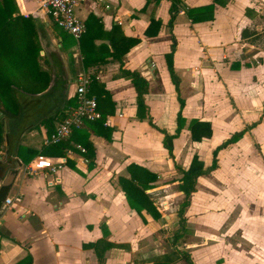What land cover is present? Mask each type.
<instances>
[{"label": "crops", "instance_id": "obj_1", "mask_svg": "<svg viewBox=\"0 0 264 264\" xmlns=\"http://www.w3.org/2000/svg\"><path fill=\"white\" fill-rule=\"evenodd\" d=\"M210 1L180 0L169 24V0H110L108 8L84 0L75 7L76 14L84 21L88 15L92 17L81 49L78 41L57 27L43 11L36 10V6L26 10L27 16L18 10L34 31L38 69L48 73L49 81L40 91L24 90L23 96L16 95L17 116L0 114L3 129L0 159L3 158L5 171L16 168L6 195H20V200L0 212V264H13L26 254L31 256L30 264H152L155 257L175 250V242L168 247L162 238L165 234L161 232V224L169 222L165 218H169L168 214L163 212L169 204L164 201L163 207H158L153 194L168 184L159 182L175 171L181 176L174 165L186 168L193 152L202 160L203 167H207L213 147L233 131L245 128L236 141L217 150L216 166L195 178L191 192H202L205 201L201 198L196 202L194 210H202L208 203L203 190L210 191L209 194L213 191L217 180L214 176L222 172L220 162L236 158L234 148L252 133L259 137L256 129L260 123L255 122L258 116L252 121L248 118L264 111V75L261 74L264 51L259 50L254 37L263 23L264 0L214 3L212 18L205 20L192 21L185 13L186 7ZM150 18L158 19L160 25L156 34L147 36L143 30ZM120 35L139 40L117 59L111 55L110 40ZM171 47L184 121L172 138L173 156L169 157L159 129L174 131L178 109L164 59V53ZM83 56L88 60L85 65ZM124 70L137 71L147 82L143 94L146 116L142 118L136 116L134 86ZM80 71L94 77L92 88L97 94V109L104 116V124L112 127L110 138L86 127V140L94 148L90 166L83 152L75 147L79 143L70 140L67 146L70 151L62 155L47 154L63 158L56 170L24 169L26 162L16 155L17 145L40 150L49 144L45 139L62 117L63 107L73 102V79ZM238 116L245 120L242 125ZM46 117L48 121L43 120ZM191 118L209 120L211 135L200 141L191 140L187 129ZM184 131L190 142L208 140L203 141V144L208 142L205 148L208 157L203 158L191 143L186 147L187 140L179 141ZM176 149L182 153V161ZM131 162L156 173L153 186L145 189L160 212L156 219L144 209L139 214L130 207L117 182L118 175L128 176L126 165ZM240 172L243 176L248 174L245 168ZM243 180L238 188L240 199L216 191L214 204L228 209L235 202L243 201L247 205ZM191 208L188 202L184 207L186 215ZM224 214L226 219L229 213ZM252 216L264 223V216ZM183 217L182 231L192 230L191 241L216 237L220 231L219 227L205 228L202 215L193 217L195 223ZM246 218L229 225L235 224L245 233ZM209 222L220 223L215 217ZM261 236L264 239V234ZM169 239L172 241V237ZM213 244L187 241L178 250L187 251L194 264H249L244 259L249 249L232 248L217 253ZM181 260L178 257L172 264H186Z\"/></svg>", "mask_w": 264, "mask_h": 264}, {"label": "trees", "instance_id": "obj_2", "mask_svg": "<svg viewBox=\"0 0 264 264\" xmlns=\"http://www.w3.org/2000/svg\"><path fill=\"white\" fill-rule=\"evenodd\" d=\"M227 0H211L209 3L195 6L186 7L185 13L192 21L211 19L213 15V4L224 5ZM180 0H169L168 12L170 24L174 14L179 9ZM92 15L86 17L85 30L78 39V44L81 49L82 38L85 37L86 31L89 29V19ZM160 25L158 19L150 18L148 24L143 30V33L147 36L157 33ZM63 31V30H62ZM34 31L29 28L27 18L22 17L18 13V7L14 0H0V114H8L10 116L18 115V103L16 96L14 95V88L17 85V81L25 86L26 91L37 92L44 89L49 81L48 73L45 70L38 69V64L34 56L38 52V45L34 42ZM137 37H129L120 35L119 37L110 40L111 55L120 59V57L134 44L138 42ZM164 59L166 67L176 92V98L178 101V109L175 115V128L172 133H168L163 129H159L162 132V145L166 149L168 156L172 157V138L175 137L180 128L183 125L184 118L181 115V107L183 99L179 95L178 90V77L176 76L172 67V47L168 52L164 53ZM88 62L85 56L82 58V64L85 65ZM19 70L22 72L23 78H16L15 72ZM124 72L130 77L134 90H135V104H136V116H146L145 104L143 101V94L146 91V80L134 70H124ZM95 84L94 77H91L90 91L94 94L97 103V94L93 92L92 86ZM103 91V90H102ZM44 121H48L49 118H43ZM151 125L153 123L149 121ZM86 126H81L72 129L70 136L67 139L60 140L58 142L49 143L44 149L36 150L28 148L23 145H17L16 155L22 162H27L32 156L36 154H51L61 155L63 149L70 145L69 141L73 140L78 142L85 148L83 152L87 159V165L90 166L94 156V148L90 141L86 140V127H92V131L96 134L103 136L106 139L110 138V132L112 127L104 124V116L100 113V116L94 120L86 121ZM187 129L189 131V137L191 140L200 141L202 138L209 137L212 133L209 120L191 118L188 121ZM245 128H240L230 133L225 139L216 144L211 150V162L207 167H203L202 160L198 158V155L193 152L186 168H181L174 165L181 173L178 178V189L183 193V199L180 202V207L177 210L178 217V229L183 228L184 217L182 211L188 204V195L194 190L195 178L205 173L216 166V153L217 150L224 147L230 142H234L240 137ZM3 141V129L0 121V146ZM26 154V155H25ZM68 159H66L67 161ZM3 158L0 159V178L5 172L6 167L3 165ZM128 176L118 175L117 182L122 189L127 203L130 207L134 208L139 214L140 210L144 209L153 218H158L160 212L157 210L153 200L149 197L148 192L145 189L153 186L152 181L156 179V173L148 170L147 168L137 163H129L126 165ZM177 230L172 234V242L179 236ZM181 257L186 264H194L190 258V255L185 250H173L169 253L157 256L152 260V264H172V262ZM30 254L24 255L13 264H30Z\"/></svg>", "mask_w": 264, "mask_h": 264}, {"label": "rangeland", "instance_id": "obj_3", "mask_svg": "<svg viewBox=\"0 0 264 264\" xmlns=\"http://www.w3.org/2000/svg\"><path fill=\"white\" fill-rule=\"evenodd\" d=\"M15 2V0H14ZM16 4V2H15ZM17 6V4H16ZM53 28H56L53 25ZM260 32L256 34L254 37L256 39L257 45L259 47V50L264 51V19L263 23L260 28ZM34 58H37V54L34 56ZM37 61V59H36ZM22 72H19V70H16L15 75L16 78H23L21 75ZM264 75V67H263V72L261 73ZM257 75V74H256ZM262 75H260L259 79H262ZM262 84H264V78L262 80ZM26 90L25 86H23L20 82L17 81V85H15L14 88V95H24V91ZM17 99V98H16ZM18 103V102H17ZM237 114V113H235ZM234 114V115H235ZM255 122H259L260 124L258 125V128L256 131L259 134V139L256 137V134H251L248 136L244 142L238 144L237 147H235V153L236 158H232L229 162L227 161H221L219 164L220 171L217 175L214 177L217 179L214 181V185L212 187L213 191L210 193L207 190H203L206 192L205 198L207 199L206 206L200 210H194V206H196V202H198L201 198L205 201L204 197L200 195L198 191L196 193L190 192L188 195V202H191L192 208L190 210V213L187 215L184 212L185 209L182 211V215H185V219L188 218L191 220V223H195V220L193 217H195L196 214L202 215L204 218V224L203 226H207L213 228V227H219L220 231L217 233V236H211V238L208 236L203 237L201 240H192L191 237V232L192 230H187V231H182L180 229L178 235L179 238L176 240L175 239V245L174 248L178 250V248H182L184 243L189 241V242H194V243H199V242H204V243H212L213 244V249L216 250L217 253L222 252L223 250H228L232 248H245L249 249V253L244 256V259L249 264H264V239H262L264 234V223L259 222L258 220H254L257 218H252V215H255L257 217H263L264 216V111L263 113H255V116H252L248 118V120L255 119ZM234 117V116H233ZM236 117V115H235ZM241 119L239 120V123L242 125L243 122L245 121L243 116H238ZM261 118V120H260ZM1 121V118H0ZM26 121V119H24ZM2 122V121H1ZM185 131L183 134H180L179 141L183 142L184 140H187V145L186 147H190V143L200 152V154L203 156V158L208 157L206 154L205 148L208 145V142L203 144V141H208V140H202L199 143L195 142H190L189 137L185 138ZM223 138V137H222ZM177 143V142H176ZM178 154H181L179 156V160H181L182 153L179 152L178 149H176ZM182 161V160H181ZM245 168L248 170L247 176H243L242 172H240V169ZM225 171V172H224ZM229 173V175H225L224 173ZM5 173V172H4ZM3 173V174H4ZM170 173V172H169ZM2 174V175H3ZM222 175V176H221ZM180 174L179 172L175 171L171 173L170 175H166L165 178L161 180L159 183H164L166 182L168 185L164 188L159 190H156L153 194V198L155 200V203L157 204L158 207H163V205L168 203V207L166 210H164L163 213L168 214V217H165L166 219L169 220V222H165L161 224V232L165 234V236H162L164 242L167 244L168 247H171L172 241H170L169 237L172 236L173 232L175 229L178 227V213L177 210L180 207V202L183 199V193L178 189L177 186V177H179ZM2 177V176H1ZM222 177V178H221ZM241 178L243 180L246 179L247 181L244 182L243 184V192L244 194V199L248 201V204L246 205L243 201L242 202H235L234 205L228 209V207L224 206H216L214 204V200L216 199L214 197V193L216 191L222 192L223 194L226 193V197H232V198H237L240 199V192L238 191ZM176 180V181H175ZM12 188H10L9 193H12ZM192 193V195H191ZM258 198V199H256ZM263 198V201H262ZM260 199V200H259ZM165 201V203H163ZM236 203H239V205H235ZM187 210V209H186ZM185 210V211H186ZM195 211V212H194ZM225 212L229 213L228 217L224 219ZM217 218L218 223H210L213 218ZM244 217H247L245 222H247L248 227H244L246 230L245 233H241V229L235 224L229 225L232 221H235L238 219H243ZM253 219V220H252ZM264 220V218H262ZM209 222V223H208ZM240 223V222H239ZM186 224V221H185ZM238 224V222H237ZM165 225V226H164ZM187 225V224H186ZM261 229H260V228ZM204 228V227H203ZM260 231L258 232L257 231ZM241 236H244L245 238H241ZM259 236V237H256ZM205 239H207V242H205ZM167 240V241H166ZM214 240V241H213ZM221 258V257H220ZM194 259V257H193ZM223 257L221 258V260ZM195 260V259H194ZM219 261V260H218ZM182 263H184L183 260H181Z\"/></svg>", "mask_w": 264, "mask_h": 264}, {"label": "built area", "instance_id": "obj_4", "mask_svg": "<svg viewBox=\"0 0 264 264\" xmlns=\"http://www.w3.org/2000/svg\"><path fill=\"white\" fill-rule=\"evenodd\" d=\"M84 0H35L36 10L43 11L50 20L61 30L67 32L77 42L85 30V23L75 11V7ZM104 8L109 7L110 0H91ZM18 10L23 16H27L26 10L21 9L20 0H15ZM74 92L73 102L63 107L62 117L55 123L49 137L45 139L47 143H54L67 139L72 129L85 125L86 121H91L100 116L97 109L96 98L90 91L91 76L88 72L80 71L73 79ZM75 147L81 152L85 148L76 144ZM70 151L69 147L63 149L64 152ZM2 145L0 146V156L2 154ZM62 155V154H61ZM86 159V158H85ZM63 158L48 156L47 154H36L32 156L24 165V169L34 171L44 167L50 170H56ZM20 200V195H5L0 202V212L8 208L11 204Z\"/></svg>", "mask_w": 264, "mask_h": 264}, {"label": "water", "instance_id": "obj_5", "mask_svg": "<svg viewBox=\"0 0 264 264\" xmlns=\"http://www.w3.org/2000/svg\"><path fill=\"white\" fill-rule=\"evenodd\" d=\"M20 4L23 10H28L34 7L36 2L35 0H20ZM15 173H16V168L10 167L7 171H5V173L0 178V202L6 195Z\"/></svg>", "mask_w": 264, "mask_h": 264}]
</instances>
